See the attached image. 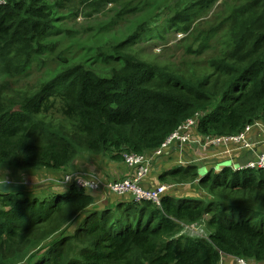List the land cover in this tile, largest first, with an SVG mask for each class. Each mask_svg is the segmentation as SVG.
I'll use <instances>...</instances> for the list:
<instances>
[{
    "label": "trees",
    "instance_id": "trees-1",
    "mask_svg": "<svg viewBox=\"0 0 264 264\" xmlns=\"http://www.w3.org/2000/svg\"><path fill=\"white\" fill-rule=\"evenodd\" d=\"M4 1L0 167L36 177L66 170L81 153L124 162L123 154L134 152L151 163L142 185L169 189L160 205L110 193L107 206L95 204L104 194L76 183L40 197L28 186L0 191V264H225L231 256L264 264V168L225 164L200 176L199 164L153 155L196 116L202 138L264 122V0H187L172 9L160 3L157 9H167L162 26H140L106 46L97 67L67 54L38 87L26 85L32 91H18L17 77L30 78L33 64L58 51L62 23L49 0ZM79 1L92 9L105 2ZM122 1L124 14L141 3ZM215 4L213 16L196 23ZM167 29L185 34L177 65L152 63L136 50L140 39L164 41ZM211 45H222L220 53L196 58ZM181 183L202 195L179 191Z\"/></svg>",
    "mask_w": 264,
    "mask_h": 264
},
{
    "label": "rangeland",
    "instance_id": "rangeland-1",
    "mask_svg": "<svg viewBox=\"0 0 264 264\" xmlns=\"http://www.w3.org/2000/svg\"><path fill=\"white\" fill-rule=\"evenodd\" d=\"M49 1L52 3L53 12L59 17L58 22L62 23L59 24L62 28L61 36L57 37L55 43L58 51L54 55L48 54L43 56V61L38 62L36 65L33 64L34 69L30 78L17 77L18 91L19 87L32 91L26 85L38 87L41 83L40 81L47 80L52 76L56 67L59 66L67 54L76 55L81 59V63L86 62V66L92 65L97 67V62L103 57L102 53L106 46L119 43L133 31L138 30L140 26L144 27V29H150L163 25L167 17V9H157L160 3H162V6L166 5L172 9L177 7V5H183L187 0H141L137 11L131 14L123 13L126 2L122 0H105L97 9L83 6L79 0L65 4L63 2L60 5L58 0ZM215 7L216 4L211 8L208 6L204 10H201L196 23L209 20L215 12ZM165 34L164 41L157 38L151 41L144 39L137 40L136 50H139L141 55L152 63L169 65L168 61L171 60L176 64V61L179 60L182 54V47L180 48L179 46L181 42L180 38L185 34L168 29L165 30ZM214 42L217 41H213L212 45ZM212 45L204 53L196 56V58L205 59L219 54V49L222 48V45ZM20 82L24 85L19 86ZM259 135L264 138L263 134L260 133ZM255 157V153L251 152L248 158L240 162L241 164H245ZM120 164L121 162L112 161L106 155H93L85 152L81 153L71 166L60 173L44 171L40 175L32 177V175L28 176V173L22 171L19 173L17 170L0 167V182H17L16 180H22L31 189V192L33 191L40 197L45 195L44 193L49 188L55 189L56 187H60L59 185L63 183L62 174L79 170L96 179V177L100 178L97 176L99 173H103V176H105L109 174L107 172L115 168L120 169ZM199 174H205L203 167L200 168ZM48 183H51V185L48 186ZM194 190L197 191L196 187L192 188V185L188 188V192ZM197 192L198 195H202V192ZM96 194L98 195V193ZM101 205L107 206V199Z\"/></svg>",
    "mask_w": 264,
    "mask_h": 264
},
{
    "label": "built area",
    "instance_id": "built-area-1",
    "mask_svg": "<svg viewBox=\"0 0 264 264\" xmlns=\"http://www.w3.org/2000/svg\"><path fill=\"white\" fill-rule=\"evenodd\" d=\"M4 0H0V3H4ZM199 116L188 119L184 124L180 125L172 134L167 138L163 146L155 153L154 156H161L165 153H169L170 147L178 143L181 146L183 144H190L199 146L202 149L217 148L220 151V157H228L230 159L229 167L234 170L242 168H264V150L255 151V142L251 141L250 134L253 132L261 133L264 135V122L257 120L252 124H248L243 131L236 134H226L217 137L202 138L198 132V119ZM258 134V135H259ZM248 150L255 152V158L250 159L245 164H236L233 157L236 153ZM124 161L126 165L132 169V174L117 178L110 181H103L96 177L93 179L90 175L82 173H71L64 175L62 184L76 183L79 187L92 191H101L105 194H117L125 195L132 194L135 200H148L157 205L161 204V196L169 189L166 184L158 185L156 188H145L142 185V179L148 174V167L150 166V160L145 157L144 154L138 153H124ZM200 158L206 156L201 154ZM187 231L192 234L200 235L202 229L197 226L184 225ZM232 264H250L249 261L243 257H233Z\"/></svg>",
    "mask_w": 264,
    "mask_h": 264
},
{
    "label": "crops",
    "instance_id": "crops-1",
    "mask_svg": "<svg viewBox=\"0 0 264 264\" xmlns=\"http://www.w3.org/2000/svg\"><path fill=\"white\" fill-rule=\"evenodd\" d=\"M258 134L259 133L256 132L250 134L251 141L255 142L256 144L255 151L257 152L264 150V138ZM219 151L220 150L217 148H210L205 150L199 146H194L189 144H183L181 146L180 144L175 143L170 147L169 153L171 154L169 155L173 157V159L175 160L174 162L176 164H181V165L199 164L200 168L203 167L205 169V174H206V170L209 168H215L217 171H219L221 167H223L225 164L229 165V163L231 162L227 156L220 157V154L218 153ZM251 152L248 150H243L236 153L233 157L234 162L236 164H241L240 161H243L244 159L248 158L251 155ZM201 154H206V156L200 158ZM107 173L109 174L105 176H103V173H99L97 174V176H99L100 178L102 177V179L109 181L117 178H123L127 175H131L132 170H130L126 166L125 162H121L120 169L115 168ZM204 175H200V176H204ZM190 186H191L190 183H181L179 185L180 187L179 191H181V189L190 188ZM105 199L110 200V194L105 195ZM97 200L95 202L96 205L99 203H103L102 199H99L98 201ZM225 261L227 264H231L233 263V257L232 256L225 257Z\"/></svg>",
    "mask_w": 264,
    "mask_h": 264
},
{
    "label": "water",
    "instance_id": "water-1",
    "mask_svg": "<svg viewBox=\"0 0 264 264\" xmlns=\"http://www.w3.org/2000/svg\"><path fill=\"white\" fill-rule=\"evenodd\" d=\"M25 189H26V183L24 182H11V181L0 182V191L4 193H9L13 191H22Z\"/></svg>",
    "mask_w": 264,
    "mask_h": 264
},
{
    "label": "clouds",
    "instance_id": "clouds-1",
    "mask_svg": "<svg viewBox=\"0 0 264 264\" xmlns=\"http://www.w3.org/2000/svg\"><path fill=\"white\" fill-rule=\"evenodd\" d=\"M125 160V159H124ZM125 162V161H124ZM126 164V163H125ZM127 166V165H126ZM128 167V166H127ZM129 168V167H128ZM130 169V168H129ZM130 170H132V169H130ZM82 173V174H85V175H88L89 176V174H87V173H85V172H82V171H73V172H69V173H66V174H71V173ZM133 173V172H132ZM131 173V174H132ZM66 174H63V177H64V175H66ZM127 177V176H126ZM125 178V177H124ZM101 180H103V181H107V180H104V179H102L101 178ZM110 181V180H109ZM60 186H64V184H61ZM88 190V189H87ZM88 191H90V192H95V193H98V195H102V194H104V195H106L105 194V192L103 193V192H101V191H92V190H88ZM110 194V193H109ZM105 200V197L104 198H102V201H104Z\"/></svg>",
    "mask_w": 264,
    "mask_h": 264
}]
</instances>
